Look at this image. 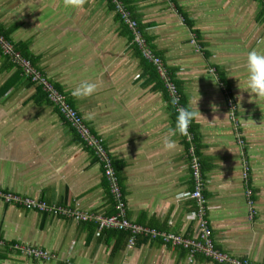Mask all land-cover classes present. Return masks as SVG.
<instances>
[{
    "label": "crops",
    "instance_id": "crops-1",
    "mask_svg": "<svg viewBox=\"0 0 264 264\" xmlns=\"http://www.w3.org/2000/svg\"><path fill=\"white\" fill-rule=\"evenodd\" d=\"M121 8L142 27L146 47L164 61L182 105L190 102L196 112L190 130L216 244L234 258L264 264V99L256 102L238 87L249 50L264 51V4L83 0L73 6L66 0H0L3 34L104 139L128 218L199 238V206L189 195L196 188L190 143L185 135H172L178 113L173 97ZM82 81L97 88L76 98L71 89ZM227 92L237 106L244 144ZM166 136L174 147H165ZM0 189L105 216L115 213L94 151L1 49ZM128 239V232L99 230L94 221L0 201V264H217L202 255L192 263L187 250L159 238L138 236L132 248ZM16 244L41 248L51 258H31Z\"/></svg>",
    "mask_w": 264,
    "mask_h": 264
},
{
    "label": "built area",
    "instance_id": "built-area-1",
    "mask_svg": "<svg viewBox=\"0 0 264 264\" xmlns=\"http://www.w3.org/2000/svg\"><path fill=\"white\" fill-rule=\"evenodd\" d=\"M264 4V0H261ZM122 15L129 26L134 30L136 42L144 48L143 52L145 57L150 59L157 70L159 71L162 79L164 80L173 100L177 101L174 106L177 109L182 105L181 98L178 92V88L172 80L170 73L164 64L162 58L155 54L152 50L146 47L145 39L138 27L136 20L132 19L129 12L121 8ZM192 43L196 44V40L192 39ZM0 49L4 55H6L17 67H19L23 75L35 85L42 88L43 92L47 95L52 105L57 109L59 114L64 120L71 125L79 134L82 142L90 147L99 162L101 163L104 171V175L107 178L109 190L114 198L115 213L112 215H101L92 213L86 210H78L71 207L62 205H54L38 198H33L24 194H17L13 192H7L0 189V201L7 203H18L28 209H35L38 211L46 212L49 215L60 217L68 216L78 222H90L94 221L99 230L103 229H115L126 231L129 233L128 246L132 248L136 245V239L138 236H146L151 238H159L165 244L171 245L172 247H182L188 252V258L190 262H194L197 254H202L213 262L220 264H249L248 260H241L234 258L228 252L217 247V244L212 235V227L209 219L206 215L207 200L202 192L203 179L201 172V165L198 157L195 154V144L192 132L190 130L191 123L188 126L187 134L185 135L191 146L192 152V171L195 178L196 188L189 195L194 198L199 206L197 212V218L199 220V238L185 236L173 232H162L155 228H150L133 222L128 218L127 215V202L123 188L121 186L119 173L115 168L114 161L106 148L104 139L98 136L91 129L84 116L76 109L69 101L67 95L58 90L50 80L36 67L33 66L30 59L25 57L19 51L16 50L13 43L6 38V36L0 31ZM197 50L199 48L197 47ZM211 73H214V68H211ZM228 94V107L230 109V115L235 123L236 131L239 135V125L236 111L237 106L234 100ZM244 139L239 135V142L244 144ZM245 163L243 169V178L246 182L249 180L250 167ZM252 200L249 203L252 204ZM256 214L254 207H252L251 217ZM15 248L19 249L22 253L27 256L38 259V260H49L51 258L49 252L36 247H30L26 245L16 244Z\"/></svg>",
    "mask_w": 264,
    "mask_h": 264
},
{
    "label": "clouds",
    "instance_id": "clouds-1",
    "mask_svg": "<svg viewBox=\"0 0 264 264\" xmlns=\"http://www.w3.org/2000/svg\"><path fill=\"white\" fill-rule=\"evenodd\" d=\"M82 2L83 0H66V5L77 6ZM238 87L248 92L249 98H255L256 102L257 100L264 99V51L249 50L245 62V80L241 84L238 79ZM96 88L97 85L95 83L82 81L75 88L71 89V95L76 98L87 97L92 95ZM238 98L242 99L243 97L238 94ZM173 102H177L175 98ZM195 116L196 112L190 107V102L189 106H181L177 113L176 125L175 129L172 130V135L174 136L177 133L186 135L188 126L195 119ZM164 145L170 149L174 147L175 141L170 136H166L164 138Z\"/></svg>",
    "mask_w": 264,
    "mask_h": 264
},
{
    "label": "trees",
    "instance_id": "trees-1",
    "mask_svg": "<svg viewBox=\"0 0 264 264\" xmlns=\"http://www.w3.org/2000/svg\"><path fill=\"white\" fill-rule=\"evenodd\" d=\"M139 27V26H138ZM139 29H140V31H141V33H142V27L140 26L139 27ZM0 31L3 33V30L1 29V27H0ZM6 35V34H5ZM7 36V35H6ZM142 36H143V33H142ZM25 56V55H24ZM156 68V67H155ZM157 70V69H156ZM40 89L42 90V88L40 87ZM43 91V90H42ZM44 94H45V92H44ZM45 96L47 97V95L45 94ZM48 98V97H47ZM50 101V100H49ZM196 137V136H195ZM195 139V138H194ZM217 247L218 248H220L218 245H217ZM221 249V248H220ZM198 255H202V254H197V256ZM203 256V255H202ZM248 262H249V264H252V262L250 261V260H248ZM217 263V262H216ZM217 264H220V263H217Z\"/></svg>",
    "mask_w": 264,
    "mask_h": 264
},
{
    "label": "rangeland",
    "instance_id": "rangeland-1",
    "mask_svg": "<svg viewBox=\"0 0 264 264\" xmlns=\"http://www.w3.org/2000/svg\"><path fill=\"white\" fill-rule=\"evenodd\" d=\"M254 210H255V208H254Z\"/></svg>",
    "mask_w": 264,
    "mask_h": 264
}]
</instances>
